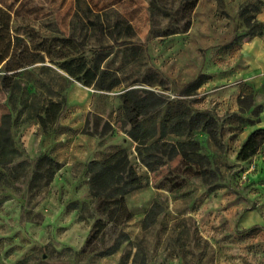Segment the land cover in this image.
<instances>
[{
  "label": "rangeland",
  "instance_id": "1",
  "mask_svg": "<svg viewBox=\"0 0 264 264\" xmlns=\"http://www.w3.org/2000/svg\"><path fill=\"white\" fill-rule=\"evenodd\" d=\"M86 1L94 11L109 10L111 26L121 15L134 27V36L112 32L107 25L98 35V42L108 46L103 65L122 67L123 84L112 91L98 90L64 75L65 110L54 129L43 133L34 121L14 126L16 113L0 79V150L12 146L17 151L6 168L0 166V264H132L136 252L147 264H264V225L241 229L239 221L254 207L253 196L261 194L248 176L257 171V164L243 165L236 158L241 133L258 121L260 106L249 87L245 102L251 97L252 106L237 102L234 111L229 104L223 108L228 83L218 80L228 50L250 39L240 18L242 8L255 12L264 7V0H198L185 32V20L176 23L163 15V7L175 10L182 0H161L154 15L151 0ZM29 6H36L39 17L56 25L59 34L74 31L81 39L82 28L72 21L74 0H32ZM22 29L21 18H14L11 32L20 34ZM173 30L176 33L164 35ZM96 41L93 37L86 45L89 59ZM212 74L216 80L208 82ZM132 88L154 91L167 101L142 119L146 130L187 109L216 118V139L203 130L193 134L206 156L202 167L180 156L167 159L160 152L161 165L151 158L145 157L147 164L142 161L127 135L130 127L120 100V94ZM118 149L129 151L145 186L125 197L132 219L87 246L100 219L89 191L87 164ZM42 155L63 167L49 183H30L33 162ZM20 162H29L28 169L16 178ZM155 200L162 211L156 225L145 231L142 221ZM261 210L264 216V206ZM116 243L114 254L101 255Z\"/></svg>",
  "mask_w": 264,
  "mask_h": 264
},
{
  "label": "trees",
  "instance_id": "2",
  "mask_svg": "<svg viewBox=\"0 0 264 264\" xmlns=\"http://www.w3.org/2000/svg\"><path fill=\"white\" fill-rule=\"evenodd\" d=\"M32 0H0V79L2 89L8 94V105L16 113L14 126L34 121L41 132L48 133L54 129L65 110L67 98L64 94V81L69 78L78 81L86 87L98 90L112 91L123 84L120 78L121 68H111L103 65L108 54V46L102 44L98 35H103L106 25L112 32L124 31L129 36L135 35L134 27L120 15L113 25H110L108 11H94L86 0H74L76 11L73 25H80L81 39L73 31L69 35L59 34L56 25L44 22L36 6H29ZM161 0H151L150 10L156 14ZM222 4L223 0H219ZM198 0H182L175 10L163 7V15L176 23L186 21L182 31H187L191 25V14ZM27 11L24 12V9ZM244 6L240 13L245 26L249 29V38L262 32V23L257 20V13ZM105 13V14H104ZM105 16V17H104ZM14 18H21L24 25L20 34L11 32ZM169 33H176V30ZM97 38L93 49V57L84 55L87 43ZM124 45V44H123ZM156 82H147L149 86ZM202 85V84H201ZM197 84L195 87L200 88ZM239 98L238 103H248L252 106V98ZM123 117L130 127L127 135L136 144L138 155L147 164L153 159L158 165L163 158L157 157L158 152L167 159L180 156L187 164L202 167L206 156L200 152L199 142L193 138L197 130H203L216 139L217 120L209 112L185 110L179 115L158 122H153L146 130L142 119L153 115L166 104V99L150 90L132 88L120 94ZM260 113V109L256 111ZM105 129L109 126L105 124ZM155 140L154 137L157 135ZM177 139L176 141L174 140ZM152 140V141H151ZM264 146V128L254 130L243 143L237 153L238 161L250 160ZM10 146L0 150V166L6 168L16 154ZM146 157V158H145ZM31 163V162H30ZM29 162H20V175H26ZM63 164L49 155H42L33 162L30 183L45 180L49 183ZM90 174L89 191L94 198L95 211L100 217L93 226L92 236L87 246L95 238L103 239L110 230H118L124 223L132 219V214L126 204V195L145 186L142 177L131 162L127 149H118L102 159L91 160L87 164ZM162 211L159 201L155 200L147 210L142 221L143 230L147 231L157 223V217ZM119 248L116 243L103 251L101 255H112ZM96 250V249H95ZM147 264L145 258L135 253L132 264Z\"/></svg>",
  "mask_w": 264,
  "mask_h": 264
},
{
  "label": "crops",
  "instance_id": "3",
  "mask_svg": "<svg viewBox=\"0 0 264 264\" xmlns=\"http://www.w3.org/2000/svg\"><path fill=\"white\" fill-rule=\"evenodd\" d=\"M256 17L262 23L261 34L250 38L242 46L228 50L226 56L223 57L226 63L220 79H218L228 83V90L223 94L224 99L227 100L223 99L225 101L222 105L223 108L229 104L234 111L237 108L239 98L246 96V90L249 87H253L256 100L260 106L258 121L241 133L239 149L254 130L264 128V7L257 13ZM208 77V82L212 78L216 80L214 74ZM251 161H255L257 164V171L248 176L253 180V187L260 188L261 194L253 196L254 207L246 211L239 220L241 229L264 225V216L261 210L264 206V146L250 160L239 162L246 165Z\"/></svg>",
  "mask_w": 264,
  "mask_h": 264
},
{
  "label": "built area",
  "instance_id": "4",
  "mask_svg": "<svg viewBox=\"0 0 264 264\" xmlns=\"http://www.w3.org/2000/svg\"><path fill=\"white\" fill-rule=\"evenodd\" d=\"M254 167H255V165H254V164H253V165H251V166L248 168V172H247V173H249L250 171L254 170Z\"/></svg>",
  "mask_w": 264,
  "mask_h": 264
}]
</instances>
